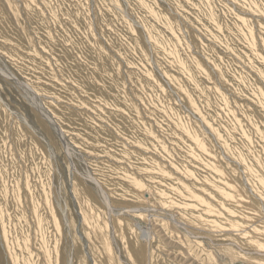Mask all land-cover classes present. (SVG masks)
Segmentation results:
<instances>
[{
  "label": "rangeland",
  "instance_id": "rangeland-1",
  "mask_svg": "<svg viewBox=\"0 0 264 264\" xmlns=\"http://www.w3.org/2000/svg\"><path fill=\"white\" fill-rule=\"evenodd\" d=\"M222 177L264 215V0H0V264H262Z\"/></svg>",
  "mask_w": 264,
  "mask_h": 264
},
{
  "label": "bare ground",
  "instance_id": "bare-ground-1",
  "mask_svg": "<svg viewBox=\"0 0 264 264\" xmlns=\"http://www.w3.org/2000/svg\"><path fill=\"white\" fill-rule=\"evenodd\" d=\"M248 4V3H247ZM213 20V19H212ZM154 36V35H153ZM36 96V95H35ZM189 101V100H188ZM191 103H189V105H191ZM193 106V105H192ZM182 129L184 131H186V133L188 134V136L190 137V139L193 141V144L195 146V149H198V151L201 153V154H205V155H210L211 153V149L209 148L208 144L206 141H204L201 137L198 138L196 136H193L190 132H188V128L187 126H182ZM211 131V130H210ZM212 134V133H211ZM214 135V134H213ZM215 137V136H214ZM217 138V137H216ZM223 149V147H222ZM211 169L213 172H216L218 174H220L221 176L224 174H222V171L218 168V166H214L213 164H211ZM161 172L163 173V175L166 173L163 172L161 170ZM217 174V175H218ZM167 176V175H166ZM221 179V178H220ZM130 182V181H129ZM132 185L134 187V190L138 193L140 192L141 189H143L142 185L140 184V182L138 181H135L133 180L132 182ZM222 184H224V188H218L216 186H214L213 188L215 189L214 191H216L218 193L219 196L222 197L223 200L225 199H228L229 200V203L232 204L233 206V209L235 211H237L238 214H240V216L245 220L244 223V226L242 227V229L239 231L240 232V235L241 236H244V238H247V243L248 245L250 246H257V247H260L261 249H264V221L262 216V213L261 212H258L250 203H248L247 199L245 198V195L244 193L238 188V186L236 184H233L231 183L230 181H228V179L226 178H223L222 177ZM145 186V185H144ZM154 190V189H153ZM219 190H222V191H219ZM142 191V190H141ZM157 191H155L156 193ZM144 193V192H143ZM158 193V192H157ZM146 194V192H145ZM143 194L141 193V195H139L140 197L142 196ZM151 195V194H150ZM154 195V194H153ZM159 195V194H158ZM186 196H189L191 197L192 199H194V201L192 203H197L198 206L200 208H202V211L209 216L210 215H214L215 217H217L219 220H216L218 222H220L221 220V217H219V213H217L210 205H207V204H204L203 202H201L197 197H195L192 193L190 192H186L185 193ZM155 196V195H154ZM153 197V196H152ZM261 197V196H259ZM143 199V198H142ZM260 200V198H259ZM192 201V200H191ZM190 201V202H191ZM185 204V203H184ZM83 205V204H82ZM191 205V204H190ZM193 205V204H192ZM194 206V205H193ZM184 207V206H183ZM198 208V207H197ZM196 208V209H197ZM86 209V207H85ZM199 209V208H198ZM85 211V210H83ZM138 210L137 209H133L131 210V213L132 215L131 216H135V213L137 212ZM87 215L86 218L88 221H90V226L93 228V231H94V234L96 235V238H97V242H100L101 245L104 246V249L105 248H108V241L106 240L104 234H103V231L102 229L99 227L98 224V221H97V224L95 223V221L91 218V216H89L88 213H86ZM92 215V214H91ZM205 215L204 218H201L203 219V223L207 225H210L211 227L212 226H216V222L214 220H208V216ZM221 215V214H220ZM93 216V215H92ZM190 216V215H189ZM207 216V217H206ZM222 216V215H221ZM239 216V217H240ZM84 218V216H83ZM181 218V217H180ZM184 218V217H183ZM182 219V218H181ZM225 219V218H224ZM83 220V219H82ZM84 220H86L84 218ZM83 220V221H84ZM230 220V219H229ZM184 221V220H183ZM196 221V220H195ZM214 221V222H213ZM86 222V221H85ZM232 222V221H230ZM186 223V222H185ZM195 223V222H194ZM235 224V223H234ZM107 225V224H106ZM86 226H88L86 224ZM218 226V225H217ZM216 226V227H217ZM129 227V226H128ZM221 227V226H220ZM224 227V226H223ZM226 227V225H225ZM87 228H90V227H87ZM91 228V229H92ZM222 228V227H221ZM134 229V228H133ZM239 230V229H237ZM7 231V230H5ZM132 232V230H130ZM236 232V231H235ZM89 233V232H88ZM130 233V232H129ZM89 236V234H88ZM254 236L256 237V239H254ZM259 236V237H257ZM240 237V236H239ZM95 238V237H94ZM243 238V237H242ZM258 238V239H257ZM110 246V245H109ZM97 247V246H96ZM103 249V248H102ZM110 250V249H109ZM148 251V250H147ZM261 251V250H260ZM259 251V252H260ZM264 251V250H262ZM148 253V252H147ZM261 253V252H260ZM259 253V254H260ZM110 255V253H109ZM147 257V256H146ZM138 258L141 260V264H144V259H145V254L139 249V252H138ZM149 258V257H148ZM96 260L99 261V259L97 258ZM148 260V259H147ZM259 260V259H258ZM253 261V260H251ZM15 262V260H14ZM25 262V261H24ZM94 262V261H93ZM252 263V262H251ZM25 264H28V263H25ZM94 264V263H93ZM261 264V263H260ZM264 264V263H262Z\"/></svg>",
  "mask_w": 264,
  "mask_h": 264
}]
</instances>
